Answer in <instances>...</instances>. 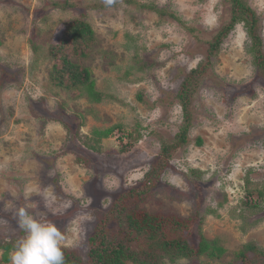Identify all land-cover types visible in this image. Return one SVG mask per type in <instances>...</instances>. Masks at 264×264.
Wrapping results in <instances>:
<instances>
[{
    "label": "rangeland",
    "instance_id": "obj_1",
    "mask_svg": "<svg viewBox=\"0 0 264 264\" xmlns=\"http://www.w3.org/2000/svg\"><path fill=\"white\" fill-rule=\"evenodd\" d=\"M244 1L258 17L264 51V0ZM64 2L65 10L54 7ZM228 12L229 0H115L111 6L104 0H0V245L18 242L15 212L27 207L65 235L63 249L86 257L98 213L139 184L161 145L178 132L175 96L184 76L205 60L206 43ZM74 19L89 24L95 42L84 59L72 50L63 54L88 68L96 89L111 96L99 104L49 81V49L62 24ZM249 44L237 25L209 60L194 95L188 142L143 206L183 218L197 212L205 240L225 253L218 260L165 264H228L252 242L264 251V220L246 225L248 213L240 207L246 181L264 190V78ZM111 128L113 135L96 143L94 133ZM0 264H10L2 249Z\"/></svg>",
    "mask_w": 264,
    "mask_h": 264
},
{
    "label": "trees",
    "instance_id": "obj_2",
    "mask_svg": "<svg viewBox=\"0 0 264 264\" xmlns=\"http://www.w3.org/2000/svg\"><path fill=\"white\" fill-rule=\"evenodd\" d=\"M105 5V4H104ZM70 6L67 2L54 4V7L65 10ZM154 13L175 18L172 14L153 6H144ZM177 19V18H175ZM179 21V20H178ZM258 17L253 9L244 0H229L228 18L220 29L206 43V64L200 62L198 66L184 76L176 99L181 110V125L173 139L161 145L158 155L138 185L118 194L104 211L98 213V221L93 233L88 237V252L85 258L75 251L63 249L64 264H165L179 260H199L206 256L218 260L225 253L217 242H208L202 234L203 217L197 212L187 218L174 213H148L143 206L152 198L155 189L165 169L173 156L188 142V134L193 126L192 104L198 85L207 72L209 60L215 56L224 39L241 25L248 37L249 52L252 63L264 78V51L263 42L259 34ZM62 34L53 42L49 51L54 63L49 81L52 85L67 90H78L90 103L99 104L104 98L111 96L103 94L95 87L88 68L73 64L63 51L72 50L74 56L86 58L95 42L94 33L85 21L74 19L62 24ZM33 51L37 47L30 39ZM70 133V127L63 124ZM114 133V129L96 131L94 135L100 139H107ZM130 140L132 134H130ZM138 139V134L136 135ZM131 142V141H130ZM127 143L125 146H127ZM196 144L201 146L198 138ZM198 176V171H191ZM242 212L248 215L242 218L247 224L257 219L264 220V190L251 189L248 181L244 185V198L240 202ZM209 213H214L209 211ZM250 220V221H249ZM249 221V222H248ZM19 241L24 232L18 233ZM14 239L0 245L3 250V259L9 261V253L15 246ZM4 241V240H3ZM228 264H264V251L254 242L242 245L235 253L234 259Z\"/></svg>",
    "mask_w": 264,
    "mask_h": 264
},
{
    "label": "clouds",
    "instance_id": "obj_3",
    "mask_svg": "<svg viewBox=\"0 0 264 264\" xmlns=\"http://www.w3.org/2000/svg\"><path fill=\"white\" fill-rule=\"evenodd\" d=\"M115 0H104L111 6ZM30 199V194H25ZM18 226L24 236L9 253L10 264H64L65 235L52 223H45L32 215L27 207L15 212Z\"/></svg>",
    "mask_w": 264,
    "mask_h": 264
}]
</instances>
